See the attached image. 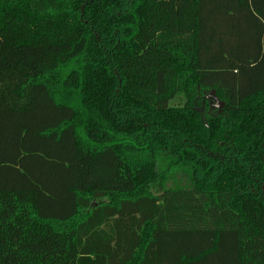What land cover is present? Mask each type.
<instances>
[{
    "label": "trees",
    "instance_id": "obj_1",
    "mask_svg": "<svg viewBox=\"0 0 264 264\" xmlns=\"http://www.w3.org/2000/svg\"><path fill=\"white\" fill-rule=\"evenodd\" d=\"M0 264H264V0H0Z\"/></svg>",
    "mask_w": 264,
    "mask_h": 264
},
{
    "label": "rangeland",
    "instance_id": "obj_2",
    "mask_svg": "<svg viewBox=\"0 0 264 264\" xmlns=\"http://www.w3.org/2000/svg\"><path fill=\"white\" fill-rule=\"evenodd\" d=\"M205 95L208 98L211 107L219 106V102L216 99H214L212 97V95H210V93H206ZM178 103L179 104L183 103V97H176L175 99H173L171 101V104H178ZM163 165L165 167L167 166L166 164H163ZM188 182H189V180H188V175L186 174V172L183 171L182 168L175 167L173 169V172H172L171 176L170 175L168 176V181H167L166 184L170 186V185H174L176 183L185 184V183H188ZM227 243H229V241H227V239H224L223 240V245H222V250L227 248Z\"/></svg>",
    "mask_w": 264,
    "mask_h": 264
}]
</instances>
